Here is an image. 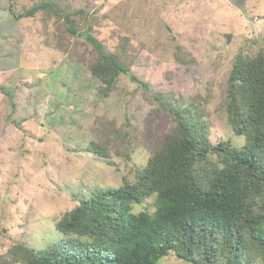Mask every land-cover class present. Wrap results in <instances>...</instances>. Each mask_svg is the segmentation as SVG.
Masks as SVG:
<instances>
[{
    "label": "rangeland",
    "instance_id": "rangeland-1",
    "mask_svg": "<svg viewBox=\"0 0 264 264\" xmlns=\"http://www.w3.org/2000/svg\"><path fill=\"white\" fill-rule=\"evenodd\" d=\"M88 35L107 52L126 45L129 73L155 92L202 97L214 144L245 142L228 120L227 81L239 55L264 46V0H0V259L18 244L42 249L63 237L56 223L81 197L134 180L175 126L169 113L154 115L159 103L129 75L121 100L104 98ZM94 140L110 158L83 152ZM156 207L153 196L133 211ZM158 264L191 263L170 253Z\"/></svg>",
    "mask_w": 264,
    "mask_h": 264
},
{
    "label": "trees",
    "instance_id": "trees-1",
    "mask_svg": "<svg viewBox=\"0 0 264 264\" xmlns=\"http://www.w3.org/2000/svg\"><path fill=\"white\" fill-rule=\"evenodd\" d=\"M49 4L35 5L18 18L32 17ZM74 25L69 29L76 35ZM88 38L99 49L90 72L104 98L121 100L116 91L129 75L159 103L154 115L169 113L175 126L159 137L134 180L125 177L118 189H96L81 197L56 223L63 237L42 249L18 244L0 263L158 264L174 253L191 264H264V46L254 56L239 55L227 81L228 120L232 132L245 139L237 146L232 140L211 141L202 97L187 103L155 92L129 73L126 45L115 54ZM83 152L110 158L96 140ZM153 196L154 213L133 211Z\"/></svg>",
    "mask_w": 264,
    "mask_h": 264
},
{
    "label": "water",
    "instance_id": "water-1",
    "mask_svg": "<svg viewBox=\"0 0 264 264\" xmlns=\"http://www.w3.org/2000/svg\"><path fill=\"white\" fill-rule=\"evenodd\" d=\"M225 38L227 39V42H229L231 40V38H232V35L228 34V35L225 36Z\"/></svg>",
    "mask_w": 264,
    "mask_h": 264
}]
</instances>
